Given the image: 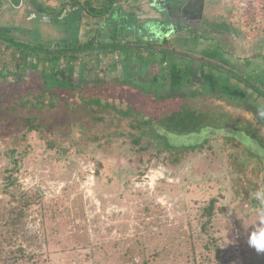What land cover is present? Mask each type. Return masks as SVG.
<instances>
[{"label": "rangeland", "instance_id": "1", "mask_svg": "<svg viewBox=\"0 0 264 264\" xmlns=\"http://www.w3.org/2000/svg\"><path fill=\"white\" fill-rule=\"evenodd\" d=\"M100 1L0 0V38L18 44L0 41L17 52L0 49V91L7 92L0 119H9L0 137L8 138L19 113L38 114L45 124L28 132L25 153H7L0 143V206L17 205L21 194L33 198L24 224L36 235L14 246L22 243L50 264H264V253L247 243L264 208L254 198L264 189V0H202L198 20L172 16L181 21L170 23L162 12L80 16L82 7L103 10ZM197 24L223 35L216 37L221 45L204 41ZM163 34L178 52L211 51L205 57L230 61L216 59L225 68L208 73L216 87L244 91V106L256 115L214 99L198 69L186 97L167 91L161 101L133 94L128 102L120 95L111 99L104 93L114 94L115 86L94 84L122 73L120 62L132 76L141 66L143 86L153 84L151 76L176 61L173 53L156 52L152 63L146 49H155L154 39L161 42ZM88 41L93 50L66 52ZM126 41L140 45L129 65ZM104 43L118 46L101 49ZM35 80L71 82L72 88L59 89L58 99L52 90L36 92L41 86ZM137 113L153 116L163 129L141 124ZM69 127L71 137L50 148L48 133Z\"/></svg>", "mask_w": 264, "mask_h": 264}, {"label": "trees", "instance_id": "2", "mask_svg": "<svg viewBox=\"0 0 264 264\" xmlns=\"http://www.w3.org/2000/svg\"><path fill=\"white\" fill-rule=\"evenodd\" d=\"M112 1V0H111ZM98 13V12H96ZM169 31V30H168ZM167 37L163 34V39L161 42H157L156 44V52L160 54H170L174 53L176 55H179L181 57L190 56L193 58L192 54L187 53H181L176 51L174 48H171L170 41H167ZM0 41H5L9 45H16L17 43H14L9 39H2L0 38ZM114 48L117 44H113ZM120 45V44H119ZM7 46V45H6ZM118 46V45H117ZM110 46L108 44H103L101 49H107ZM123 48L125 46L122 45ZM94 49V46H92L91 42H84L82 44H78L76 46H72L69 49H67L66 52H72V51H82V52H89ZM169 49H171V52H169ZM40 50V49H39ZM163 78L162 82L158 84L161 89L157 88L156 86V94L158 93H165L167 91H170L172 93L178 94L180 91H185V97L187 96V89L190 84L193 83L192 77L189 74V67L187 64L185 65H178L176 62L169 66L168 70H161V72L156 74V81L158 82L159 76ZM65 76V75H64ZM210 77H206L209 79V83H207L208 86V92L211 93V95L215 98L218 95V98H222L226 103H228L230 106L235 108H242L241 105L244 107V110H248L253 115H256L255 110H251L250 107L244 106L248 102V97L244 91H241L239 89H230L229 86H218L216 87V82H214L211 75ZM156 82V83H157ZM24 83V82H22ZM29 83V81H28ZM34 83L40 84L41 88L38 89L36 92L42 93L44 90H52L54 91V95L59 99V94L56 92L57 89H65L69 90L72 88V83L69 82L67 84L62 83H48L44 82L43 80H35ZM25 84V83H24ZM30 84V83H29ZM32 84V83H31ZM19 86V84H16ZM2 90V89H1ZM7 95V92L5 90L0 91V104L5 103V96ZM260 95V94H258ZM57 101L56 105H58V100H54V102ZM245 103V104H244ZM30 106L35 107L37 111V106L33 103H29ZM250 104V103H248ZM251 105V104H250ZM253 109V107L251 105ZM260 112L261 110L264 111L263 107H259ZM117 110L121 111L120 108H117ZM20 119V120H19ZM8 118L0 119V134L3 133V131L6 129V124L8 122ZM150 120L148 124L154 128ZM16 125H11L12 132L7 137H0V143L6 146L7 153H25L27 152L28 145L26 144L27 141V134L28 132L32 130H40V127L45 125L41 122L40 117L38 114L30 115V116H23L22 114H18V120L15 122ZM71 126V125H70ZM158 127V124H156ZM161 128V127H158ZM162 129V128H161ZM71 131L70 127L69 129H58L56 132L51 131L48 133L49 138H47V144L50 148H55L60 146L59 143H61L64 140H67V137H71ZM157 133V132H156ZM160 133V130H159ZM52 135H54L55 138H60V142L58 140H53ZM160 137V134H158ZM140 139V138H139ZM139 139H134L133 142L139 144ZM113 139L105 138L103 142H109ZM137 141V142H136ZM101 142L98 143L100 145ZM140 150H145L144 147H139ZM188 152V151H186ZM8 185H14L15 179L12 176H9ZM32 196L21 194L17 197V205L11 207V206H0V264H50L49 259L47 257H42V260L39 261L38 257H40L42 254L35 253L33 251H27L26 247L21 244H18L17 246H14L17 242L18 238H24L23 240L26 241L28 239H32L33 234H35L31 229L28 230L25 228L24 224V217L26 215L25 207L32 204ZM212 211L211 208L207 209L206 215H211ZM33 233V234H32ZM36 235V234H35ZM11 245L12 247L9 248V250L6 249V246Z\"/></svg>", "mask_w": 264, "mask_h": 264}, {"label": "crops", "instance_id": "3", "mask_svg": "<svg viewBox=\"0 0 264 264\" xmlns=\"http://www.w3.org/2000/svg\"><path fill=\"white\" fill-rule=\"evenodd\" d=\"M209 1V0H206V2ZM103 5H104V9L101 10V11H97L96 7L93 8V7H90V8H93L95 9L96 11H90L88 9V7H86L88 10H85L83 7L80 9L81 11H79V14L80 16H127L126 14H129L130 16H152V17H156V16H160L159 13H163V15H167L169 17L166 18V22L167 23H170V22H178V21H181L180 19L178 18H173L172 16H182V18L186 17V18H189L191 20H198L196 16H201L205 9L204 8V5L205 4H202V0H105V2H102L100 1ZM84 3V2H83ZM96 2L93 1L92 4H95ZM100 3V4H101ZM99 5V4H98ZM64 6V5H63ZM61 6V7H63ZM71 10H74V9H71ZM170 11L173 12V14L175 15H171L170 14ZM98 12V13H96ZM203 12V13H202ZM197 13H201V15H195ZM128 15V16H129ZM152 19V18H151ZM144 20V19H143ZM145 20L142 22L144 23ZM198 26H200V31L203 32V34H201V37L203 38V40H207V41H211L213 44H220L221 43L219 41H217V38L216 37H220V36H223L221 35L220 33H217V32H212V33H209L207 30L203 29V27L199 24H197ZM153 27L156 29V26L153 25ZM171 32V30H169ZM176 32H180V29ZM217 33V34H216ZM153 36L156 35V31L153 32L152 34ZM203 35V36H202ZM154 44L152 45H155V49H151V47L149 48H145L146 50H148L149 54L151 53L154 54V58L152 59V63L154 64L155 63V60H156V39H154ZM219 42V43H218ZM209 43V42H208ZM108 44V43H106ZM123 46H125L124 49H128L127 52L130 54H128V57L126 56V64H132L134 63V60L133 59H137L138 58V52L137 50H139V46H136V45H131L129 44V42H124L123 44H121ZM0 49L3 50V49H8V53H10L11 56H14L17 52L15 49H10L9 46L7 47L5 44L4 46L0 45ZM112 46H114L113 44L107 48L106 50H109L111 48H113ZM242 47V46H241ZM172 48V47H171ZM240 52L244 49L238 47L237 48ZM150 50V51H149ZM126 52V53H127ZM169 52H171V49H169ZM200 54H203L202 56H194L193 55V58L190 57V56H186L188 59H185V64L188 65L189 67V74L191 76L192 72H196V69L199 70V74L200 76L204 75L206 77H209L210 73H208V71L211 70L210 67H212V69H214L215 71L221 69V68H225L223 66H219L218 64L215 63L216 59H218L221 63H225L227 64V62L230 63V61L228 60H224L222 59L221 57L218 58V57H205V56H209V53L211 51H198ZM214 52V51H213ZM189 53V52H188ZM191 53V52H190ZM171 54V53H170ZM174 54V53H173ZM175 55V62L178 64V65H183L184 63L180 64L179 63V60L181 59H184L185 57H181L179 55ZM17 57V56H16ZM235 58V57H234ZM132 60V61H131ZM166 60L165 58H161V61L162 63H164L166 65ZM197 63V64H196ZM128 64V65H129ZM97 65L98 64H93L92 66L90 67H93V70L95 68H97ZM117 67V66H116ZM105 66L101 69H104ZM122 68V73L120 74H116V75H108L107 76V79H109L108 81L107 80H99L97 82H95L94 84L95 85H100L102 83H104V81L106 82V85H111V86H115V93L109 95V93H104V95H106V97H109L111 99H114L116 98V96H121L120 99L124 100V101H127L129 98V94H133V95H136V96H141V95H148V96H152V99L154 101H160L162 99V96H163V93L160 94L158 93V99L156 98V72L151 76V81H153V84H148L146 85L145 87L143 86V84L145 83V78L144 79H140V77H142L140 70H141V66L137 72L136 69L132 68L135 70V72H137V74L135 73L133 76L131 74H125L124 73V65H122V63L120 62V69ZM100 69V70H101ZM147 72V71H145ZM104 74V75H105ZM119 75V76H118ZM144 75V74H143ZM193 76V74H192ZM143 78V77H142ZM139 79V82L137 81ZM142 81V82H140ZM110 82V83H108ZM114 83V84H112ZM59 89L56 90V92L59 94V93H62L61 91H59ZM99 91H101V89H99ZM137 93V94H136ZM63 95V94H61ZM114 97V98H112ZM98 98V97H96ZM101 101L102 98L99 97ZM107 98V99H109ZM140 98V97H139ZM214 98V97H213ZM110 99V100H111ZM151 99V100H152ZM214 99H220V98H214ZM221 101H224L223 99ZM128 102V101H127ZM110 102L107 103V105L109 104ZM112 103V102H111ZM105 104V101L104 103ZM110 105V104H109ZM126 105V104H125ZM124 105V106H125ZM228 107H232L230 106L229 104H227ZM235 108V107H234ZM138 115H140V113H137ZM140 117V119H137L141 124H147V125H150L148 124L149 121L151 120L153 123L152 125L154 127H156V121H154V117L153 116H145V115H140L138 116ZM143 117V119H142ZM144 117L146 118V120L144 119ZM177 121V120H176ZM138 122V123H139ZM162 127V126H160Z\"/></svg>", "mask_w": 264, "mask_h": 264}, {"label": "clouds", "instance_id": "4", "mask_svg": "<svg viewBox=\"0 0 264 264\" xmlns=\"http://www.w3.org/2000/svg\"><path fill=\"white\" fill-rule=\"evenodd\" d=\"M261 115L264 116V112H261ZM254 198L264 205V189L254 193ZM259 215L260 219L251 225V230L247 233V243L256 252L264 253V208L261 209Z\"/></svg>", "mask_w": 264, "mask_h": 264}, {"label": "flooded vegetation", "instance_id": "5", "mask_svg": "<svg viewBox=\"0 0 264 264\" xmlns=\"http://www.w3.org/2000/svg\"><path fill=\"white\" fill-rule=\"evenodd\" d=\"M161 94V93H160ZM149 97V99H152V96H148ZM156 98L158 99V95L156 94ZM163 99H165V96H164V94H163V96H162V99L161 100H163ZM160 100V101H161ZM157 101V100H156ZM110 105H112V107H113V105L115 106V107H117V108H120V106H117L116 104H114V103H111L110 102ZM120 109H122V108H120ZM152 127V126H151ZM158 127H160L159 125H158ZM157 126L156 127H154V129H156V130H160V128H158ZM153 128V127H152ZM162 129H163V127H161ZM166 129V128H165ZM166 131H170V130H167L166 129ZM116 132H120V129H118V130H116ZM122 132V131H121ZM175 152H177V150H174Z\"/></svg>", "mask_w": 264, "mask_h": 264}]
</instances>
